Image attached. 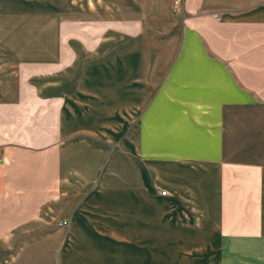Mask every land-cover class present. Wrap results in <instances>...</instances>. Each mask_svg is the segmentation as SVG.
<instances>
[{"label": "crops", "instance_id": "crops-1", "mask_svg": "<svg viewBox=\"0 0 264 264\" xmlns=\"http://www.w3.org/2000/svg\"><path fill=\"white\" fill-rule=\"evenodd\" d=\"M175 1L0 0V264H264V0Z\"/></svg>", "mask_w": 264, "mask_h": 264}, {"label": "rangeland", "instance_id": "rangeland-1", "mask_svg": "<svg viewBox=\"0 0 264 264\" xmlns=\"http://www.w3.org/2000/svg\"><path fill=\"white\" fill-rule=\"evenodd\" d=\"M173 7L176 13L178 5L174 4ZM254 28L257 29L259 35V53H234L231 57L227 58V65L234 66V70L241 72L236 73L240 81L242 80L246 84L253 82V84H256L262 89L264 88V25H259ZM246 32L250 33V28L242 30V33ZM254 32V29H252V33Z\"/></svg>", "mask_w": 264, "mask_h": 264}, {"label": "built area", "instance_id": "built-area-1", "mask_svg": "<svg viewBox=\"0 0 264 264\" xmlns=\"http://www.w3.org/2000/svg\"><path fill=\"white\" fill-rule=\"evenodd\" d=\"M177 2H178V0H176V1H175V3H177ZM0 157H1V156H0ZM161 193H162V194H166V190L162 189ZM61 223H62V222H61ZM63 223H65V224H66V223H67V221H63Z\"/></svg>", "mask_w": 264, "mask_h": 264}]
</instances>
